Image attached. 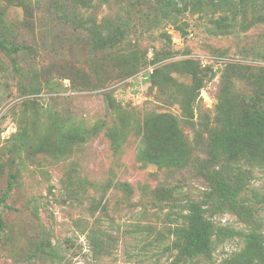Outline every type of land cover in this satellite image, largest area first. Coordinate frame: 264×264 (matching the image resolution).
<instances>
[{
	"label": "rangeland",
	"instance_id": "374dc122",
	"mask_svg": "<svg viewBox=\"0 0 264 264\" xmlns=\"http://www.w3.org/2000/svg\"><path fill=\"white\" fill-rule=\"evenodd\" d=\"M146 3L0 0V32L26 47L16 55L0 50V198L12 182L0 203V264H179L168 231L208 187L204 161L219 94L228 91L241 106L259 93L264 22L253 23L251 10L233 18L208 7L181 16V36L169 23L140 20L151 12ZM221 16L229 27H215ZM108 17L127 20L129 34L113 49L94 51L74 18L88 26ZM183 59L196 63L203 80L188 113L177 98L191 76L172 69ZM153 68L162 87L145 76ZM162 114L174 116L183 134L182 167L141 159ZM262 186L254 169L242 195L252 199L264 234V208L254 196ZM210 219L223 230H246L232 214ZM45 242L53 257L41 254ZM211 247L210 261L181 264H219L243 239Z\"/></svg>",
	"mask_w": 264,
	"mask_h": 264
},
{
	"label": "trees",
	"instance_id": "16d2710c",
	"mask_svg": "<svg viewBox=\"0 0 264 264\" xmlns=\"http://www.w3.org/2000/svg\"><path fill=\"white\" fill-rule=\"evenodd\" d=\"M145 5L151 12L140 15V20L169 23L181 36L186 35L181 16L187 13L198 14L208 7L212 12L221 10L222 13L225 11L224 15L231 13L233 18L239 12L251 10L255 14L253 23L264 22V13H261L264 11V0H147ZM225 16L213 21L217 29L231 25L225 21ZM73 22L86 31L89 45L94 51L117 47L130 31V24L123 17H108L99 23L89 22L88 26L80 19L74 18ZM25 49V46L14 43L0 32L1 51L16 55ZM172 69L191 76L190 85L180 86L182 96L177 98L183 111L191 112V105L203 85L197 65L191 59H183L173 64ZM159 72L158 68H153L145 76L155 86L162 87ZM256 84L259 93L247 105L239 106L236 97L228 91L222 90L219 94L214 108L216 126L208 137L210 154L204 161L208 187L199 201L186 202L185 213L181 215L182 223L168 231L172 237L169 249L176 251L179 264L194 262L199 258L210 261L213 241L235 236L243 239V247L219 264H264V234L257 218V209L249 203L253 202L252 199L245 200L242 195L246 190L248 176L256 169L262 176L263 186L262 192L254 195L255 203L264 208V67L259 70ZM259 96L263 97L262 100ZM157 124L159 131H156ZM151 125L153 127L150 132L155 138L150 136L152 146L148 145L143 151L142 161L158 167L184 166L187 146L175 117L162 114ZM11 188L12 182L8 180L0 203L5 202ZM159 191L161 195L164 192ZM166 194L171 196L170 192ZM219 214L236 216L246 225V230L227 231L216 226L210 218ZM4 229L5 224L0 216V233ZM96 251L100 254L102 247L97 245ZM40 252L46 257L54 256L49 242L40 247Z\"/></svg>",
	"mask_w": 264,
	"mask_h": 264
},
{
	"label": "built area",
	"instance_id": "2783aa9c",
	"mask_svg": "<svg viewBox=\"0 0 264 264\" xmlns=\"http://www.w3.org/2000/svg\"><path fill=\"white\" fill-rule=\"evenodd\" d=\"M151 70V69H150Z\"/></svg>",
	"mask_w": 264,
	"mask_h": 264
}]
</instances>
